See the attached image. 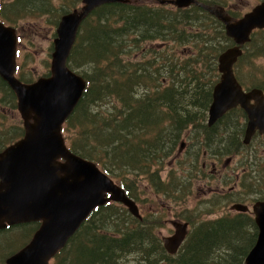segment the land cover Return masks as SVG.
Instances as JSON below:
<instances>
[{
  "label": "trees",
  "instance_id": "trees-1",
  "mask_svg": "<svg viewBox=\"0 0 264 264\" xmlns=\"http://www.w3.org/2000/svg\"><path fill=\"white\" fill-rule=\"evenodd\" d=\"M78 2L82 0L63 5L61 17L78 9ZM198 2L188 7L145 0L102 4L82 22L68 58L72 70L84 69L81 75L87 87L63 126L65 140L73 153L99 165L134 200L128 175L150 174L161 191L160 175L151 171L148 162L157 153H171L182 132L204 127L207 138L202 141L210 147L204 150L207 154L211 150L222 155L243 145V127L237 125L232 127L229 143L219 133L210 135L220 122L214 126L206 122L213 88L220 79L218 57L234 43L226 35L225 24L203 7L218 6V1ZM54 9L58 10L46 0H0V19L12 25L23 18L50 15ZM181 47L188 53H180ZM236 76L240 80L237 72ZM22 81L34 80L23 77ZM0 90L16 108V94L1 77ZM231 114L245 116L237 108L222 120L235 117ZM24 133L22 127L2 130L0 152ZM151 133L153 137H148ZM124 165L123 172L114 169ZM249 214L237 212L234 217L198 224L186 218L190 223L186 240L176 254H169L156 233L161 216L152 213L140 219L123 204L105 203L90 213L53 264H120L130 253L137 255L139 264H156L161 259L173 264H245L258 237L255 218ZM221 248L227 251L217 260L214 255Z\"/></svg>",
  "mask_w": 264,
  "mask_h": 264
},
{
  "label": "water",
  "instance_id": "water-1",
  "mask_svg": "<svg viewBox=\"0 0 264 264\" xmlns=\"http://www.w3.org/2000/svg\"><path fill=\"white\" fill-rule=\"evenodd\" d=\"M129 0H82L80 9L64 14L54 39L50 74L32 83L16 76L17 35L12 26L0 21V77L17 96L25 133L0 152V229L7 225L42 220L31 242L7 260L8 264H49L50 259L76 233L98 206L116 201L140 217L137 203L96 163L73 153L67 146L62 127L73 113L87 81L68 66V58L84 19L98 6ZM188 7L197 0H157ZM224 24L235 45L218 57L220 79L214 85L208 125H213L233 108L241 107L247 116L243 142L254 134L264 135V90H245L236 77L234 65L242 46L255 29H264V1L238 19L224 8L203 5ZM232 209L248 211L245 204ZM258 237L245 264H264V200L252 208ZM172 235L163 236L166 251L175 254L189 230L188 222L171 219Z\"/></svg>",
  "mask_w": 264,
  "mask_h": 264
},
{
  "label": "rangeland",
  "instance_id": "rangeland-1",
  "mask_svg": "<svg viewBox=\"0 0 264 264\" xmlns=\"http://www.w3.org/2000/svg\"><path fill=\"white\" fill-rule=\"evenodd\" d=\"M7 1L4 0L5 3ZM46 1L58 10L54 9L50 15L42 14L37 18H23L12 24L17 29L19 36L17 64L18 77L21 81L23 77L36 80L50 73L54 39L57 36L55 33L57 25L53 23L61 19L60 13L63 5H71L77 0ZM145 1L150 4L159 2L157 0ZM217 1L219 5L227 8L226 11L229 15L238 19L264 0ZM82 5L83 2H78L76 7L80 9ZM152 44L155 45V42ZM152 44L146 47L149 48L153 46ZM262 47H264V30H259L254 35V39L244 46L245 59L239 60L236 65V72L240 76V81L248 89L264 87V50L261 49ZM169 48L171 47L168 44L167 49ZM178 51L188 53L187 49L183 47ZM136 57L141 59L138 54ZM83 70L79 66L74 68V71L80 75ZM4 94L0 90V135L2 130H7L12 126L18 130H21V127L24 128V121L17 106L12 108L5 101ZM231 116L235 117H229L228 120L220 118L219 124L210 135L219 133L222 140L229 143L230 133L234 132L232 127L237 125L243 127L242 134L240 132L243 140L246 118L236 114H231ZM207 121L208 117L206 118ZM164 124L165 122L163 126ZM203 130L204 127L197 126L182 132L181 138L176 141L178 144L174 145L175 148L171 153L165 156L163 152L157 153L148 162L151 165V171L160 175V180L164 186L161 191L151 181L150 174L137 173L135 176V173H132L128 175L132 181H128L127 186L131 188L141 214L145 216L154 213L161 216L156 224V233L161 240L162 236L174 233L173 226L169 222L170 219L186 221L188 218L198 224L221 216L234 217L237 215V211L231 210L232 204L241 202L249 204L252 208L257 200L264 199V136L257 135L248 145L243 143L239 149L231 147L230 152L222 155L213 154L211 150V154H207L204 153V150L210 149V147L204 146L202 140L207 138V134ZM153 134L147 136L153 137ZM212 162H215V166L212 165ZM205 163L206 166H204ZM125 167L127 166L124 165L122 169L118 167L114 169L117 172H123ZM114 180L117 182L115 178ZM166 189L170 193H167ZM250 214L252 215V213ZM161 220L162 223H160ZM29 228L30 226H19L13 230L9 229L3 236L1 235L0 251H4L8 243H10L9 250L4 251L7 255H11V251L21 248L28 233L22 232L19 237L14 230ZM226 251V248H221L214 255L215 258L217 260L222 259V255ZM0 256H3V252ZM125 257V260L120 264H139V259L135 253H130ZM5 258L6 256L4 259L0 257V264H5ZM53 263L54 261L51 260L50 264ZM156 264H173V262L168 259H161Z\"/></svg>",
  "mask_w": 264,
  "mask_h": 264
},
{
  "label": "flooded vegetation",
  "instance_id": "flooded-vegetation-1",
  "mask_svg": "<svg viewBox=\"0 0 264 264\" xmlns=\"http://www.w3.org/2000/svg\"><path fill=\"white\" fill-rule=\"evenodd\" d=\"M219 6H221V5H219ZM221 7H223L224 8V10L226 11V9L227 8H225L224 6H221ZM259 30H264V29H255L253 32H255V31H259ZM240 108V107H239ZM244 111V110H243ZM245 117V116H244ZM257 135H259V136H263V135H260L259 133H256L254 136H253V138L255 137V136H257ZM252 138V139H253ZM249 144V143H248ZM247 144V145H248ZM232 146V145H231ZM212 165H214L215 166V162H212ZM204 166H206V163L204 164ZM42 220H38V221H30V222H24V223H17V224H12V225H7L5 228H2V229H0V241L2 240V236H3V234L5 233V232H8V230L9 229H11V230H13V229H15V228H18L19 226H30V228L29 229H20V230H14V231H16L17 233H18V236L20 237V234L22 233V232H27L28 233V236L26 237V239H25V242L21 245V248H19L16 252H14V254L15 253H17V252H19L20 250H22L25 246H27L30 242H31V240L33 239V237H34V234H35V232L41 227V225H42ZM33 224V225H32ZM27 230H29V231H27ZM13 232V231H12ZM2 235V236H1ZM7 240V239H6ZM5 244H7V243H5ZM10 245V243H8V245L6 246V248L4 249V251H6V250H9V246ZM1 249V248H0ZM4 251H0V254L3 252V256H0V257H2V259H4V256H6V258H5V264H8V262H7V260L9 259V257H11L12 255H14V254H11V255H7L6 253H4ZM8 252V251H7ZM11 252H13V251H11ZM58 254V253H57ZM57 254L51 259V260H53V261H55L56 259H55V257L57 256ZM51 260H50V263H51Z\"/></svg>",
  "mask_w": 264,
  "mask_h": 264
},
{
  "label": "bare ground",
  "instance_id": "bare-ground-1",
  "mask_svg": "<svg viewBox=\"0 0 264 264\" xmlns=\"http://www.w3.org/2000/svg\"><path fill=\"white\" fill-rule=\"evenodd\" d=\"M133 46V45H132ZM135 46V45H134ZM126 50V49H125ZM158 58V57H157ZM149 86V85H148ZM105 111V110H104ZM191 155V154H190ZM161 167V166H160ZM147 176V175H146ZM113 229V228H112ZM126 230V229H125ZM90 232V231H89ZM89 235V234H88ZM77 245V244H76ZM73 256V255H72ZM76 256V255H75ZM74 257V256H73ZM70 260V259H69Z\"/></svg>",
  "mask_w": 264,
  "mask_h": 264
}]
</instances>
